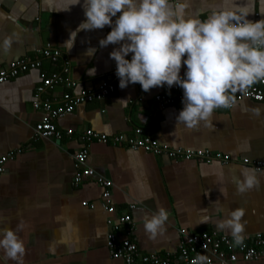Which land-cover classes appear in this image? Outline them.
I'll return each instance as SVG.
<instances>
[{
	"label": "crops",
	"instance_id": "crops-1",
	"mask_svg": "<svg viewBox=\"0 0 264 264\" xmlns=\"http://www.w3.org/2000/svg\"><path fill=\"white\" fill-rule=\"evenodd\" d=\"M58 2L54 0L53 7H48L42 0H0V40L13 33L18 37L8 54L0 53V66L33 57L50 43L69 60L79 88L96 86L115 66L109 53L117 45L99 48V40L111 28L81 30L68 50L64 42L85 17L80 5L70 11H54ZM189 12L204 18L207 5L192 0ZM255 13L248 18L254 21ZM89 47L97 48L94 56L85 55ZM90 68H95V75L88 74ZM53 69L43 60L41 68L0 85V156L22 149L0 174V228L21 225L18 235L25 245L22 264H122L108 249L109 214L96 182L99 176L112 181L110 191L117 214L130 213L134 238L143 254L176 253L181 228L217 230L231 236L218 228L216 221L235 208L245 209L244 237L264 232V172L256 171L261 180L258 188L239 194L235 185L242 168L253 169L244 159L264 161V102L247 99L230 108L215 109L211 126L201 123L188 129L176 121L182 100L163 110L158 108L155 96L162 86L145 92L138 83L121 89L117 82L115 91L103 100L80 104L56 121L61 130L72 128L73 136L61 141L36 140L34 128L42 111L33 108L34 94L41 71ZM54 90L60 95L64 88ZM253 109H260V115H254ZM136 127L171 149L209 150L230 159L205 162L171 158L113 143L115 135L134 136ZM86 128L110 139L89 145L87 165L95 176L76 185L73 154L84 146L80 134ZM159 206L168 212V221L164 234L150 239L143 230L142 217L152 215ZM0 264L17 261L7 259L0 250ZM237 264L264 261L240 260Z\"/></svg>",
	"mask_w": 264,
	"mask_h": 264
},
{
	"label": "clouds",
	"instance_id": "clouds-1",
	"mask_svg": "<svg viewBox=\"0 0 264 264\" xmlns=\"http://www.w3.org/2000/svg\"><path fill=\"white\" fill-rule=\"evenodd\" d=\"M53 7L54 0H42ZM207 5L204 18L191 15L192 0H59L54 11H70L80 5L85 19L70 32L64 46L70 50L81 31L111 30L99 40V48L117 45L109 53L115 61L119 87L138 83L145 92L153 87L173 85L183 90V107L177 123L195 129L211 126L214 110L233 107L235 94L245 95L258 81H264V18L250 20L254 12L264 15V0H201ZM16 34L0 40V53L8 54ZM96 47L85 55L94 56ZM129 54L131 57L129 58ZM184 68L181 75V68ZM95 68L88 70L95 75ZM260 115V109H253ZM236 191L243 194L261 185L255 169L242 168L235 179ZM219 210V209H218ZM245 209L229 210L216 225L227 230L234 246L242 245ZM168 212L159 206L142 217L143 230L150 239L162 236ZM207 218H205V221ZM21 225L0 228V250L7 259L22 264L25 245L18 232ZM197 255L192 264H206Z\"/></svg>",
	"mask_w": 264,
	"mask_h": 264
},
{
	"label": "built area",
	"instance_id": "built-area-1",
	"mask_svg": "<svg viewBox=\"0 0 264 264\" xmlns=\"http://www.w3.org/2000/svg\"><path fill=\"white\" fill-rule=\"evenodd\" d=\"M261 18L260 13L256 12L255 20ZM43 60L49 61L54 69L51 72L41 71V81L36 86L33 108L42 111V118L35 125L34 139L61 141L66 136H73L75 131L72 128L66 131L61 130L56 121L71 114L80 104L101 101L113 93L117 82H119L115 75L116 65L109 75L101 79L96 86L79 88L78 81L71 75V64L63 51L47 43L39 48L33 57H21L5 66H0V85L29 70L41 68ZM183 71L184 69H182L181 75ZM56 87H63L64 91L58 95L54 92ZM182 97L183 90L180 87L173 85L169 89L162 86L160 92L155 96V101L158 103V108L163 110L174 104L176 100H182ZM235 99L237 103L247 99L264 102V81L253 84L245 95L236 93ZM134 133V136L128 138L123 135H115L114 138L112 137L113 143L125 144L133 149H143L156 155L164 154L171 158H197L205 162L214 160L227 162L230 159L228 155L213 153L209 150L171 149L167 145L159 144L142 127H136ZM80 139L84 146L73 154L76 165L74 178L76 185H80L86 179L95 176L93 168L87 165L90 153L89 145L94 141L108 143L110 138L106 134L86 128L80 134ZM21 152L22 149L18 148L7 155L0 156V174L5 171L7 161L12 160L16 154ZM243 161L256 171L264 172V161L249 159ZM96 182L102 188L103 206L109 214L107 223L110 227L107 237L108 249L111 256L116 260H121L122 264H192V260L200 254L207 257L206 264H237L240 260L246 262L264 261V232H257L244 237L242 245L234 246L231 236L217 230L192 232L181 228L176 253L152 252L143 254L134 238V224L130 213L117 214L110 191L113 186L112 181L99 176L96 177ZM130 207L135 208V205L132 204Z\"/></svg>",
	"mask_w": 264,
	"mask_h": 264
}]
</instances>
